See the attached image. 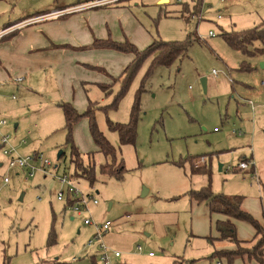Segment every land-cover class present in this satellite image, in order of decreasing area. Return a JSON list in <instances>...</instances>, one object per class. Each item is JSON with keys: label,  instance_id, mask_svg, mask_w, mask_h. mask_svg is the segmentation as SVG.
Returning <instances> with one entry per match:
<instances>
[{"label": "rangeland", "instance_id": "rangeland-1", "mask_svg": "<svg viewBox=\"0 0 264 264\" xmlns=\"http://www.w3.org/2000/svg\"><path fill=\"white\" fill-rule=\"evenodd\" d=\"M85 1L0 0V26L10 18L70 10ZM157 2L119 0L50 18L74 14L70 17L77 36L85 33L88 37V42L67 47L76 58L82 85L73 79L66 86L60 80L41 78L42 98L35 91L24 97L23 86L12 93L15 100L9 99L11 95L0 99V121L5 122L0 139L3 136L8 146L18 148L21 143L20 156L40 152L51 164L46 173L29 178L25 171L8 168L0 147V264H92L93 255L94 264H101L100 243L121 253L112 264H217L219 260L209 259L214 249L228 250L232 244L214 241L209 245L207 238L217 237L214 223L218 215H210L206 204H194L187 196L208 181L215 194L243 196L242 209L264 224V47L253 42L246 52L236 51L222 35L262 23L264 0H201L198 16L192 13L197 0ZM184 5L189 12L181 16ZM50 8L56 9L39 14ZM29 19L34 18L20 20L9 29L25 27L28 24L19 23ZM209 31L216 36L209 37ZM190 35L199 41L191 42L171 66L160 65L147 75L150 59L145 61L114 110H94L97 129L125 170L117 177L100 174V166L111 160L98 153L88 119L84 116L72 126V141H67L64 115L56 106L59 101L69 102L82 114L89 102L96 108L111 105L121 90V83L112 81L129 64L131 54L94 43L127 41L143 50L153 40L185 41ZM201 79L206 80L205 93ZM102 84L110 86L107 97ZM140 88L136 137L131 145H121L107 121L128 123ZM73 149L85 167L91 163L88 154L93 155V183L80 173L74 175ZM59 152L62 156L57 159ZM194 157V167L206 163L209 177L192 175L190 159ZM240 161H249L253 168L237 170ZM61 175L76 177L78 188L97 201L96 205L89 203V212L78 216L57 200V176ZM143 189L147 190L144 196ZM87 217L96 226L111 223L101 241L93 238L96 226L83 223ZM235 225L240 240L249 242L251 227L243 221ZM52 229L56 241L49 245ZM232 264L243 263L235 259Z\"/></svg>", "mask_w": 264, "mask_h": 264}, {"label": "trees", "instance_id": "trees-1", "mask_svg": "<svg viewBox=\"0 0 264 264\" xmlns=\"http://www.w3.org/2000/svg\"><path fill=\"white\" fill-rule=\"evenodd\" d=\"M196 3V5H193L192 13L198 16L201 10L202 2L201 0H197ZM184 7L185 10L182 11L181 16L184 13L189 12L188 5H184ZM222 35L227 45L236 51L238 50L246 52L248 46H251L253 42H260L264 47V21L259 25L252 27V29L236 32H222ZM194 40L199 41L197 37H193L191 35L185 41L167 42L161 39L153 40V42H151L143 50H138L133 44L127 41L124 43L96 41L94 43L95 47L107 48L112 51L114 50L125 54H131L132 59L129 64L121 72V74L112 81L113 84L117 81L120 82L121 90H119L114 95V100L111 105L104 108L101 106L96 108L95 103L89 102L87 108L82 114L77 113V111L69 102L58 103V107L61 109L62 114L64 115V129L67 130V141H69V139L72 141V126L84 116L88 119L90 138L93 144L96 146L98 153H102L105 159L109 158L111 160V163L106 162L100 166V174L102 173L117 177L125 170L124 166L122 165L123 161L118 162L115 159L114 148L109 144L103 133L97 129L93 114L94 110H114L121 97L129 89L132 80L142 68V65L145 61L150 59V63L148 65L149 68L146 73L147 75L151 74L153 70L160 65L169 67L187 51L190 43ZM109 87L110 86L104 84L100 85L105 97L109 95ZM142 90L143 89L140 88L135 93V99L130 109V119L128 123L122 124L107 121L108 129L118 134L119 144L121 145H131L134 143L137 129L136 122L138 118L140 94L143 92ZM72 148H74V146ZM61 156L62 154L59 156V158H61ZM195 158L196 157H194V159H190V171L192 175L206 174L209 177V173L207 171L208 169L205 165L197 166L196 168L194 167L193 164L197 160ZM88 159L91 161V163L87 164L85 167L82 161H80L79 153L75 149H73L71 152V161L74 163L75 169L74 175L80 173V175L84 176L90 183H93L95 181V163L93 161V155L88 154ZM187 196L193 202L198 204H206L210 214H218L224 218V220H220L215 223V231L218 234V237L216 239L212 238L207 240L210 243H212L213 240L229 242L232 244L233 249L215 250L212 253L210 259L215 258L219 260L218 262L220 264H222V261L225 264H232L235 259H240L243 264H248L251 261H254L258 264H264V226H262L259 221L252 218L250 214L242 209L243 196H224L222 194H215L210 188V181H208L206 186L199 190L189 191ZM235 221H243L251 226L255 233L251 241L245 243L244 241L241 242L238 240L237 234L235 232ZM48 240L49 245H53L56 241L55 232L53 229L51 230V233H49Z\"/></svg>", "mask_w": 264, "mask_h": 264}, {"label": "crops", "instance_id": "crops-1", "mask_svg": "<svg viewBox=\"0 0 264 264\" xmlns=\"http://www.w3.org/2000/svg\"><path fill=\"white\" fill-rule=\"evenodd\" d=\"M161 1L167 2V0H158L157 3H160ZM87 2H89V0L85 1L84 3ZM53 9L56 8H52V9L50 8L49 10L40 12L39 14H45ZM79 13L81 12L75 14H79ZM71 15L74 16V14ZM71 15L68 14V16H65V18L62 19H50L49 21H38L33 24H28L25 27L19 28L18 30L17 29L9 30V28L15 26L16 23H18V21L27 18H34L35 16H37V13L32 16H25V17L21 15L23 18H18V16L15 18H10L12 21H8V23L3 25L2 28L0 26V99L1 100L4 101L8 99L9 95H11L9 99L15 100V97L14 95H12V93L15 91H19L20 89H22L23 86L25 88L24 93L27 94L24 97H28L29 91H35L36 94H39V96L42 98L41 81L44 80L50 82L52 80L54 82L60 80L61 82H64L66 86H68L69 80L73 79L76 80L78 84L82 85L76 58L74 56V53L69 51L67 47L70 46L71 48H75L72 47L71 45L78 44L76 42H81V43L88 42V37L87 35H85V33L77 36L78 30L75 29L76 24L74 22V18L70 17ZM82 38H84L83 40L85 41H82L81 40ZM18 77L23 78L21 83H16L14 81V79ZM41 78L44 80H41ZM61 102L62 101H59L58 103ZM58 103H56L57 107H58ZM18 146L20 148L21 143ZM11 147L15 148L17 154H19L18 153L19 148L16 147V145H12ZM33 153L42 154L40 152L39 153L32 152L31 154ZM251 167L253 168V165ZM252 171L256 176L254 169ZM193 203L195 204L196 202ZM211 214L214 215V213ZM216 219L217 220L215 221V223L217 221L224 220V218L220 215H218V217L216 216ZM236 222L239 221H235L234 224ZM260 224L264 226V224L262 223ZM236 228L237 226L235 225V232H236ZM252 233L253 236L249 241H251L252 238L254 237L255 233L253 229H252ZM217 237H208L207 239H212V238L216 239ZM237 238L239 241L243 242L238 237V234H237ZM214 241H218V240H213L212 243L208 242L209 245L213 246ZM229 249H233V246ZM215 250L217 249H214V251ZM91 257H90L91 263L94 264L93 259L95 256L93 255ZM119 258H121V255ZM117 259L112 258V260H117ZM210 260H213V258ZM114 264L116 263L114 262Z\"/></svg>", "mask_w": 264, "mask_h": 264}, {"label": "built area", "instance_id": "built-area-1", "mask_svg": "<svg viewBox=\"0 0 264 264\" xmlns=\"http://www.w3.org/2000/svg\"><path fill=\"white\" fill-rule=\"evenodd\" d=\"M119 0H96L93 2H87L80 7H74L73 9H67L65 11H53L50 14L34 17V19H29L27 21L19 23V25L22 24H33L38 21H44V20H50V18L53 17H59L64 15L65 13H74V12H81L82 10L92 9L96 7H101L107 4H111L112 2H117ZM220 18V17H219ZM17 25L16 27H19ZM11 30V29H9ZM209 37H215L216 34L213 32H208ZM212 75L216 77V73L212 71ZM23 78L18 77L14 79L16 83H21ZM14 99V97H13ZM5 125L4 121H0V127ZM233 134H236L233 132ZM240 136V132L237 134ZM1 136V133H0ZM8 139L5 137H1L0 139V147L2 148L3 154L7 158L8 168L10 170H20L25 171L27 176L29 178H32L36 173H46L47 167L51 166L50 162L45 160L43 158L42 154H27L20 156L17 154L16 149L11 147L10 145H7ZM24 143V142H23ZM22 143V144H23ZM9 144V143H8ZM200 162L204 163L205 158H201ZM249 166H252V164L249 161H240V163L237 165V169L239 171L247 169ZM226 171H230V168H227ZM58 182L60 184V189L57 192V200L60 202H63L65 204V208L72 210L76 215L81 216L87 212H89V203L92 205H96L97 201L93 199L92 195L89 193H84L78 188V181L76 177L73 176H66L61 175L57 176ZM90 199L92 200L90 202ZM83 223L87 225H93L96 226L92 219L90 217H87V219L83 220ZM111 226L110 222H105L101 226L95 227V234L93 235L94 240L101 241V237L103 234L107 233ZM92 241H89L88 246L92 245ZM137 251H141L140 246H137ZM98 252L99 255V261L101 264H112V258H119L121 253H118L116 251H111L107 247H105L102 243L98 246ZM153 255V253L150 252L149 257ZM217 264H220L219 262H216Z\"/></svg>", "mask_w": 264, "mask_h": 264}, {"label": "water", "instance_id": "water-1", "mask_svg": "<svg viewBox=\"0 0 264 264\" xmlns=\"http://www.w3.org/2000/svg\"><path fill=\"white\" fill-rule=\"evenodd\" d=\"M162 2V1H161ZM201 84H202V89H203V92L205 93V90H206V80L205 79H201ZM62 152H59L57 154V159L59 158V156L61 155ZM218 171H221V166H218ZM144 190V189H143ZM147 193V190H144L143 193H142V196L146 195Z\"/></svg>", "mask_w": 264, "mask_h": 264}]
</instances>
